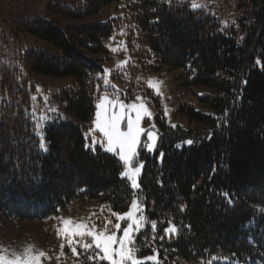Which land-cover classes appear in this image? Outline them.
<instances>
[{"label": "trees", "instance_id": "1", "mask_svg": "<svg viewBox=\"0 0 264 264\" xmlns=\"http://www.w3.org/2000/svg\"><path fill=\"white\" fill-rule=\"evenodd\" d=\"M121 1L51 2V19L0 13V215L45 219L73 200L107 203L116 213L129 209L133 190L120 176L122 162L99 146L86 147L84 134L104 91L107 45L116 28L134 21L127 31L138 63L132 68L167 67L193 95L200 87L211 90L202 99L207 109L186 103V127L167 124L160 109L157 149L140 151L137 195L146 217L158 221L157 236L169 220L179 229L171 239H149L146 250H159V264H201L211 257H218L213 264H264V0L238 1L239 28L225 27L183 0H135L130 15L61 23L98 15ZM2 42L12 49L3 50ZM43 76L73 82L51 95L59 113L39 129L34 96ZM39 131L47 152L39 147ZM151 235L150 228L139 234ZM79 252L74 262L68 254V264H95Z\"/></svg>", "mask_w": 264, "mask_h": 264}, {"label": "rangeland", "instance_id": "2", "mask_svg": "<svg viewBox=\"0 0 264 264\" xmlns=\"http://www.w3.org/2000/svg\"><path fill=\"white\" fill-rule=\"evenodd\" d=\"M55 1L63 2L64 0H0V13H4L6 16L10 15V12L23 17H42L45 19H51V15H49L47 11V6L51 2ZM134 1L135 0H123L120 3L113 4L108 11L102 12L98 15L83 19H61V23L63 25H82L96 22H107L113 18H117L118 16H125L133 13L135 11L132 8ZM183 1L189 2L191 6L192 0ZM238 1L239 0H196L197 3L203 5V7L196 9H204L207 13L216 16L225 27L234 25L235 28H239V20L242 16V10L238 7ZM133 24L134 21L122 23L120 27L116 28L112 36L115 37V39H111L108 43V45H111L113 48L121 45V43L126 44V50L122 48L120 51L113 52L111 48L107 47V56H110V58L105 63L104 69H110L111 74L109 75L106 72L103 73V93L107 92L110 98H118L126 105L134 102L137 96L146 98L148 107L153 115L152 117H144L141 121V127L146 130L155 131L158 135L162 132V122L159 119L160 109H162V114L165 116L167 124H180L184 127L188 126L186 103L192 101L196 109H207L206 104L202 99L205 98L204 94L206 92L210 93L211 90L206 87H200V89L197 88L199 89V92H196V95H193V93L188 91L185 87L177 85L173 77L174 74L168 71L167 67H164L160 71H156L149 67L141 68L139 70L132 68L130 63H133L134 65L138 64L135 60H133L134 56L129 50L127 43L128 27ZM23 39L27 43H36L38 47L47 48L49 51L55 50L54 47H51L44 41L38 40L34 37H29L28 39L23 37ZM17 40L18 37L14 35V46H16ZM6 43L7 42H2L1 46H3V50L9 51V48L12 49V47L7 46V48H4ZM17 48L20 50V45H17ZM103 57H106V55ZM123 60H129V63L123 68L118 69L117 64ZM104 79H108L110 83L104 84ZM150 79L162 82L159 85L160 91L163 93L162 96H158L155 91L148 86L147 82ZM72 82L73 79L71 77L54 78L43 76L39 79L38 92L34 96V114L36 116L37 125L42 124L44 126V123L46 122L40 120L41 116L46 115L49 117L48 120H52L57 113H59L58 108L52 105L49 99L54 92L58 91L63 86L71 84ZM45 97H47V100H45ZM52 109H56L57 111H52ZM165 109H167V112ZM97 110L98 109L96 108V112ZM93 127L94 124L91 128ZM124 127L125 125H122V128ZM38 128L41 129L43 127ZM88 132L89 130L86 133ZM39 134H41V131H39ZM95 136L98 140H103L102 134L98 131L95 133ZM87 139V144L90 145L93 143L91 137H87ZM146 142L147 137L145 133L141 136V146L138 147V160L142 161L143 164L144 160H142L139 156L141 149H145L149 152L145 147H143ZM98 146L106 151L102 144L95 145V147ZM156 149L149 153H154ZM109 153L114 154L112 152ZM112 213V211H109L107 203L73 200L65 209H61L57 214L45 219L19 220L4 218L0 215V248L8 249L9 254H11L13 252H22L24 248L32 245L34 251H44L47 253V256L42 258V264H68V254L71 250L66 239L57 234L58 228L62 224L61 219L58 218H72V220L76 222L83 221L89 224L96 223L97 227L100 228L103 226L106 219H111L113 224L117 222ZM143 214L146 216L145 209ZM123 226L126 225L122 223V227ZM109 227L111 228L112 226L110 225ZM139 234L135 236L134 244V247L139 249L137 256L148 257L153 255V252L146 250L149 243H144V238H141ZM120 235H122V232H118V236ZM85 242L91 243V238H85ZM62 244L64 245V256L60 255V246ZM79 249L81 248L77 246L78 252ZM48 257H51V259H48ZM75 257L76 256L73 255V262ZM160 261L161 259L159 257V263ZM106 263L108 264V262ZM144 263L155 264L153 261H145Z\"/></svg>", "mask_w": 264, "mask_h": 264}, {"label": "snow or ice", "instance_id": "3", "mask_svg": "<svg viewBox=\"0 0 264 264\" xmlns=\"http://www.w3.org/2000/svg\"><path fill=\"white\" fill-rule=\"evenodd\" d=\"M191 7L196 9L203 7V5L197 3L196 0H192ZM111 39H115V37ZM107 47L111 48L113 52L120 51L122 48L126 50V44L123 43L115 48L111 45H107ZM128 63L129 60L120 61L117 68H123ZM104 72L111 74L110 69H104ZM103 82L104 84L110 83L108 79H104ZM147 83L158 96L163 95L159 87L161 81L150 79ZM45 100H47V97H45ZM97 109L96 118L93 121L94 127L84 134L86 138L91 137L93 143L85 146L94 150L96 144H102L106 151L119 157L123 165L120 176L128 181L130 188L133 190L129 210L124 213L113 212L112 215L117 222L113 224L111 219H106L100 228L97 227L96 223L89 224L83 221L76 222L72 218H58L61 219L62 224L58 228L57 234L66 239L74 256L80 257L81 252L77 250V246H79L83 250L86 260L93 261L95 264H100L103 261L108 262V264H144L145 261H153L155 264H159L158 249L153 248L154 254L151 256L138 257L137 252L139 249L134 247L135 236L146 228H150L152 235L151 237L144 236V243H147L149 239L152 241L157 239L163 241L165 238L171 239L179 233L177 225L169 220L167 221L168 226L162 228L163 234L157 236L158 221L151 220L143 214V201L137 195L138 192L142 191L139 178L144 167L143 162L138 160V147L141 146V136L146 133L147 142L143 147L149 152L156 149L159 139L158 133L141 127L142 119L152 117L153 114L144 97L137 96L134 102L126 105L118 98H110L107 92H104L102 98L99 99ZM52 111L57 110L52 109ZM165 111L167 112V109ZM224 115L227 116V110H225ZM48 119L49 117L46 115L40 117L41 121H47ZM225 123H227L226 120ZM122 125H125V127L122 128ZM37 127H43V125L38 124ZM172 127H176V125H172ZM97 131L102 134L103 140L96 138L95 133ZM43 135V132H41L39 147L47 152L48 147L43 140ZM185 143L192 144L193 141L188 140ZM160 156L163 157V153H160ZM107 207L111 211V207ZM181 210H183V206ZM122 223L126 226L122 227ZM118 232H122V235L118 236ZM85 238H91L92 242H85ZM60 247V255L64 256V245L62 244ZM46 256L47 253L44 251H34L32 245L24 248L22 252L11 254H9L8 249L0 248V264H42V258ZM48 259H51V257H48ZM217 259L218 257H211L209 260L201 261V264H213V261ZM223 259L230 258L223 257Z\"/></svg>", "mask_w": 264, "mask_h": 264}]
</instances>
